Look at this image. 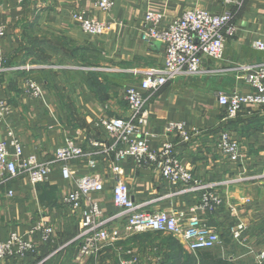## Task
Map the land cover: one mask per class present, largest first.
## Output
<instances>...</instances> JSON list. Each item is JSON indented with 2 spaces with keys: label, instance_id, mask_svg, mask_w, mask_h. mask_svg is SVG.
<instances>
[{
  "label": "crops",
  "instance_id": "crops-1",
  "mask_svg": "<svg viewBox=\"0 0 264 264\" xmlns=\"http://www.w3.org/2000/svg\"><path fill=\"white\" fill-rule=\"evenodd\" d=\"M243 1L224 59L204 57L199 75L171 81L146 106L149 119L143 130L151 149L158 150L167 141L179 144L176 137L167 135L171 122L185 123L194 134L189 143L178 145L177 151L182 164L202 183L244 174L264 175V111L250 106L237 119L230 120L217 98L220 93L230 96L252 92L243 68L264 64V52L253 47L256 41L264 43V0ZM1 2L0 27L5 29V36L0 37V54L6 59L7 70L0 96L12 109L5 124L0 125V142L9 143L7 131L11 129L22 143L24 154H35L42 161L53 160L68 138L84 145L87 152H95L91 141H107L96 122L103 117L126 115V90L163 68V43L142 40L146 13H162L167 24L195 8L213 14L226 10L223 0H114V9L108 13L96 8V0ZM76 12L108 23L111 29L100 37L88 36L73 18ZM26 56L30 61L24 59ZM29 78L43 89L42 99L27 92ZM223 130H229L243 145V163H229L219 154L216 144ZM95 160V168L89 167L87 161H76L72 170L76 177L100 174L104 178V191L96 200L106 214L116 212L112 189L117 179L128 185L135 203H148L145 210L149 212L188 211L199 200L196 194L171 197L174 188L158 171L140 168L133 159L121 164L122 174L118 176L109 160ZM263 180L264 177L227 187L223 209L217 215L204 216L208 225L227 239L226 234L238 223H245L246 202L257 198V186ZM73 187L74 180L63 178L60 165L42 185H32L25 175L0 180V243L16 233L37 245L35 254L25 259L1 260L0 264H39L77 235L81 211L74 213L63 203ZM40 224H50L55 229L49 244L42 243L39 234L31 233ZM149 236V232L135 235L138 252L147 249V254L159 255L153 252L160 249L166 253L175 247L151 243ZM179 244L186 249L183 242Z\"/></svg>",
  "mask_w": 264,
  "mask_h": 264
},
{
  "label": "built area",
  "instance_id": "built-area-1",
  "mask_svg": "<svg viewBox=\"0 0 264 264\" xmlns=\"http://www.w3.org/2000/svg\"><path fill=\"white\" fill-rule=\"evenodd\" d=\"M223 2L226 10L221 14L195 8L185 11L167 24L162 13L151 11L146 13L142 40L146 43L155 41L163 43L166 53L165 65L162 69L146 75L138 86L126 90V115L103 117L96 122V128L105 132L107 141H91L95 152H87L84 145L68 138L65 144L56 150L53 160L42 161L35 154L25 155L22 143L14 132L8 129L9 143L0 142L2 182L25 175L32 185H42L49 181L56 165H60L64 179L74 180V187L64 196L63 203L74 213L81 211L79 231L64 247L50 254L39 264L45 263L71 246L78 249L79 258L99 257L109 247L147 232L177 238L184 243L189 253L224 247L226 238L210 227L204 216L217 215L223 209L225 202L223 195L227 187L261 179L264 175L244 174L229 180L199 182L182 164L177 151L178 145L189 143L194 135L187 130L185 123H169L167 135L176 137L179 144L167 141L158 150L150 148L148 135L143 130L149 119L146 106L155 93L178 78L199 75L202 72L204 57L215 61L224 59L226 43L236 32L234 22L244 6V1ZM95 6L108 13L114 9V0H96ZM73 18L80 23L82 32L91 37L103 36L111 29L108 23L86 17L84 13L76 12ZM4 36L5 29L0 27V37ZM253 47L264 52V43L261 41L254 42ZM26 69L29 71L30 67L27 66ZM6 70V59L0 54V94ZM243 72L253 88L252 92L233 93L230 96L220 93L217 97L219 105L230 120L237 119L250 106L264 111V64L244 67ZM27 86V92L33 98L42 99L43 89L34 79L29 78ZM11 109L10 103L0 96V125L5 124ZM216 146L219 154L229 163H243L245 158L243 145L229 130L221 132ZM96 157L109 160L117 176L122 174L121 164L133 159L135 165L140 168L157 170L161 178L174 188L171 197L196 194L199 195V200L188 211L174 209L149 212L145 210L148 203H135L130 196L128 185L117 179L112 189V202L116 212L106 214L96 200V196L104 191V178L100 174L76 177L72 170V163L76 161H87L89 167L95 168ZM9 195L12 196L13 193L9 192ZM244 231L243 222L231 230L236 242H241ZM31 233L39 234L40 241L49 244L54 238L55 229L50 224H40L35 226ZM36 251L35 242L11 233L6 242L0 243V261L12 258L25 259ZM101 264L160 263L142 257L136 249H131L125 251L117 262L103 260Z\"/></svg>",
  "mask_w": 264,
  "mask_h": 264
},
{
  "label": "rangeland",
  "instance_id": "rangeland-1",
  "mask_svg": "<svg viewBox=\"0 0 264 264\" xmlns=\"http://www.w3.org/2000/svg\"><path fill=\"white\" fill-rule=\"evenodd\" d=\"M24 59L30 61L29 56H26ZM23 62L25 61L23 60ZM257 187V198H252L246 202L248 208L243 214L245 231L243 232L241 242H236L237 240L229 232L226 234L228 235L226 236L228 240L226 239L224 247L189 253L179 244L181 243L179 239L166 234L149 232L151 243H163L174 245L175 247L166 253L160 249L153 252L159 255L147 254L146 252L149 251L147 249H144L143 253L139 251V254L160 264H210L208 261L203 260L206 254H211L210 258L216 256V259H221L226 264H264V180ZM134 237L127 238L118 245L109 247L99 257L89 259L79 258L76 247L71 246L51 258L52 260L50 259L47 264H101L103 260L117 262L119 257L124 255L125 251L136 249L138 241Z\"/></svg>",
  "mask_w": 264,
  "mask_h": 264
},
{
  "label": "trees",
  "instance_id": "trees-1",
  "mask_svg": "<svg viewBox=\"0 0 264 264\" xmlns=\"http://www.w3.org/2000/svg\"><path fill=\"white\" fill-rule=\"evenodd\" d=\"M219 249V248H218ZM210 255L211 254H206V255H204V261H208L210 264L212 263V264H226L223 260H221V259H216V256H212L211 258H210ZM201 256H203V255H201ZM210 259H212V260H210ZM52 260V259H51ZM49 262V261H48ZM48 262H46V263H44V264H47Z\"/></svg>",
  "mask_w": 264,
  "mask_h": 264
}]
</instances>
